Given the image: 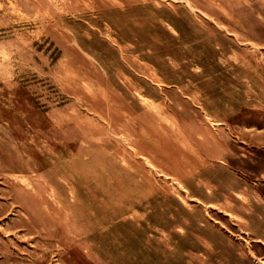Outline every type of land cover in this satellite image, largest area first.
<instances>
[{"label": "rangeland", "instance_id": "obj_1", "mask_svg": "<svg viewBox=\"0 0 264 264\" xmlns=\"http://www.w3.org/2000/svg\"><path fill=\"white\" fill-rule=\"evenodd\" d=\"M0 264H264V0H0Z\"/></svg>", "mask_w": 264, "mask_h": 264}]
</instances>
